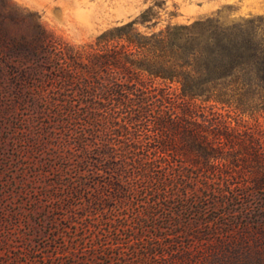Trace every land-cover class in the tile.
Listing matches in <instances>:
<instances>
[{"label":"trees","instance_id":"trees-1","mask_svg":"<svg viewBox=\"0 0 264 264\" xmlns=\"http://www.w3.org/2000/svg\"><path fill=\"white\" fill-rule=\"evenodd\" d=\"M151 12L79 45L39 22L9 44L31 51L26 139L36 174L44 153L55 170L39 222L68 264H144L197 230L251 224L229 207L264 229V35L217 17L155 30Z\"/></svg>","mask_w":264,"mask_h":264},{"label":"rangeland","instance_id":"rangeland-1","mask_svg":"<svg viewBox=\"0 0 264 264\" xmlns=\"http://www.w3.org/2000/svg\"><path fill=\"white\" fill-rule=\"evenodd\" d=\"M148 8L152 9L153 21H157L155 30L217 17L226 25L250 22L264 35V0H0L5 33L0 43V264L9 259L10 264H38L31 251L41 250L39 245L48 247L44 253L54 255L47 264L70 261L61 253L56 256L49 233L39 222L51 206L44 193L50 189L55 170L45 168L48 153L38 158L44 164V175L36 174L32 166L37 156L31 155V142L26 139L27 134L31 136V51L14 52L9 48L10 41L31 42L34 23L39 22L79 45L136 19ZM24 72L29 76L26 80ZM36 201L41 206L38 209ZM205 216L210 218L215 213ZM224 217L239 221L246 218L251 224L215 233L197 230L202 239L197 236L190 243L167 248L164 257L144 264H264V229L253 225L256 216L229 207ZM70 233L66 232L67 239ZM170 250L177 254L170 257ZM183 251L189 255L181 257ZM13 256L19 260L10 258Z\"/></svg>","mask_w":264,"mask_h":264}]
</instances>
